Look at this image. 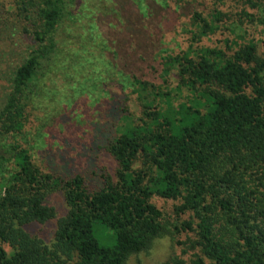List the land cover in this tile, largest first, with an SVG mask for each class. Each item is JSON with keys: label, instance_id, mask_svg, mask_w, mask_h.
<instances>
[{"label": "trees", "instance_id": "trees-1", "mask_svg": "<svg viewBox=\"0 0 264 264\" xmlns=\"http://www.w3.org/2000/svg\"><path fill=\"white\" fill-rule=\"evenodd\" d=\"M83 2L16 0L33 44L1 75L0 264H126L168 235L179 249L157 264H264V51L257 42L264 44V0H115L114 21L99 15L96 27L105 33H98L96 58L106 57L111 80L116 70L135 91L153 93L141 99L137 118L121 107L128 122L102 146L116 160L115 176L85 153L77 158L95 161L90 176L45 170L34 160L33 140L46 137L32 133L31 107L44 81L66 54L77 66L93 60L81 47L66 52L64 41ZM173 73L177 90L193 94L176 107ZM98 78L105 86L108 79ZM103 94V103L116 98ZM55 131L62 145L87 149L79 131ZM56 192L68 207L60 217L46 203ZM158 198L174 201L169 216ZM53 219L49 241L29 230Z\"/></svg>", "mask_w": 264, "mask_h": 264}, {"label": "rangeland", "instance_id": "rangeland-1", "mask_svg": "<svg viewBox=\"0 0 264 264\" xmlns=\"http://www.w3.org/2000/svg\"><path fill=\"white\" fill-rule=\"evenodd\" d=\"M114 1L84 0L79 21L68 23L63 35L65 36L64 41H66V44L68 43L66 52L69 49L77 52V49L81 47V56H88L93 60L77 66L78 63L74 55L72 58H68V54H66L64 58L66 61L61 62L59 71L53 72L50 77L46 78L42 87L43 94L37 98L36 103L31 107L32 118L35 121L32 133H36L35 138L38 135L46 137L45 140H33L34 160L45 170H60V172L67 170L70 173H75L77 169H80L90 176L94 174V169H96L95 161L93 164L92 161H87L89 156L92 155L105 166L106 171L111 176H115L116 160L107 150L102 149V146L108 142V135H111L112 132L114 134L118 126L126 125L128 122L124 121L127 112H123L121 107H128V111L132 112V116L137 118V116L142 115L141 99L144 100L143 97H146L148 100H152V91L151 93L135 91L132 87L134 82L126 77L123 83L122 75L116 70L113 74L114 79L111 80L109 74L105 71V66L108 63L106 57L105 59H99V61L96 58L102 56L99 45H97L101 36L98 33H105V30L104 27L97 28L95 21H98L99 15H103L107 21H114L117 18L118 10H116L117 6L114 5ZM137 1L139 2V0ZM112 7L115 8L112 9ZM105 11H107V14H105ZM0 16L2 18L0 21L1 98L3 84L1 75L8 74L6 71L10 67L20 64L33 44V38L31 36L30 21H24L23 18L18 16L16 0H0ZM25 27H28L29 31L25 32ZM108 27L107 25L105 28ZM90 34L93 36L94 41L91 40ZM235 39L239 43L244 42L240 35H236ZM257 42L258 50L262 54L264 51L263 41L258 39ZM83 48L85 50H82ZM104 54L109 57V52L105 51ZM99 75L108 79L103 87L101 86V80L98 78ZM156 79L157 81L161 80L159 77H156ZM177 81L178 77L173 73L170 88L174 87L176 89L173 91L174 96L171 99L175 107L179 106L181 101L183 102L185 96H188L189 99L193 97V94L188 90L181 94L176 88ZM90 89H96V93L93 94V91H91L88 96L89 99L85 98L84 91ZM105 91L114 94V97H116L114 101L110 100L109 103H103L104 98L98 99L97 96L102 94L103 97ZM78 101L79 103H76ZM162 105L165 108L167 107L165 103ZM62 129H66L67 132L69 130L79 131L80 136L78 134V137L82 139L80 142L84 143L85 141L87 149L82 152V149L77 147L78 144L68 143L62 145L63 143L57 140L58 136L55 131H61ZM71 152H73V156ZM78 153H85L87 159L77 158ZM136 166H140V164ZM156 202L169 216L174 201L158 198ZM46 203L56 208L58 217L67 213L68 207L62 192L50 195ZM169 221L174 224L172 219H169ZM56 226L57 220L53 219L46 223H33L29 230L49 241L54 237ZM97 234L102 242L110 243V238L106 236L107 231L105 229L98 226ZM176 241L177 239H173L169 235L157 238L151 248L132 254L126 264H157L165 261L179 249Z\"/></svg>", "mask_w": 264, "mask_h": 264}]
</instances>
